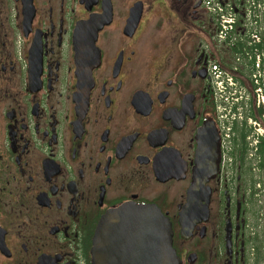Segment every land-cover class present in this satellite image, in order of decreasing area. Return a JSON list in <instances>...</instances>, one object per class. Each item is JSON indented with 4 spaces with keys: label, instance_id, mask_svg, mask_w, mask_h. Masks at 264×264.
<instances>
[{
    "label": "flooded vegetation",
    "instance_id": "flooded-vegetation-1",
    "mask_svg": "<svg viewBox=\"0 0 264 264\" xmlns=\"http://www.w3.org/2000/svg\"><path fill=\"white\" fill-rule=\"evenodd\" d=\"M215 33L202 0H0V264H102L99 227L125 204L169 217L182 264H258ZM192 195L208 216L186 238ZM138 249L102 256L148 264Z\"/></svg>",
    "mask_w": 264,
    "mask_h": 264
},
{
    "label": "built area",
    "instance_id": "built-area-1",
    "mask_svg": "<svg viewBox=\"0 0 264 264\" xmlns=\"http://www.w3.org/2000/svg\"><path fill=\"white\" fill-rule=\"evenodd\" d=\"M205 2L217 16L219 38L224 40L232 37L244 43L243 52L237 56L236 61L239 64L243 63L246 68L252 65L257 105L264 104V51L259 47L264 34V0H205ZM211 72L215 94L219 100V118L224 130L231 134L233 122L244 118V110L249 107L250 94L230 72L220 70L216 66L211 68ZM248 124L252 128L248 135L252 147L250 156L256 157L258 142L264 135V115L263 120L248 117ZM258 159L262 157L258 156ZM258 186L261 187L262 184L259 183Z\"/></svg>",
    "mask_w": 264,
    "mask_h": 264
},
{
    "label": "water",
    "instance_id": "water-1",
    "mask_svg": "<svg viewBox=\"0 0 264 264\" xmlns=\"http://www.w3.org/2000/svg\"><path fill=\"white\" fill-rule=\"evenodd\" d=\"M193 201L192 195L189 197V205L180 213V222L184 226L181 235L186 238L193 235V227L200 218L208 216V208L207 213L192 211ZM111 222L114 224L111 225ZM173 236L170 219L156 205L125 204L103 220L96 236L95 250L102 264L113 262V259L102 256V249L109 255L108 248L113 244L129 247V254L134 252L130 249L137 245L139 263L144 260L148 264H182L173 247Z\"/></svg>",
    "mask_w": 264,
    "mask_h": 264
},
{
    "label": "rangeland",
    "instance_id": "rangeland-1",
    "mask_svg": "<svg viewBox=\"0 0 264 264\" xmlns=\"http://www.w3.org/2000/svg\"><path fill=\"white\" fill-rule=\"evenodd\" d=\"M217 49H218V46H217ZM220 50H226V47H220ZM219 53L221 54V56H223L224 58H227L228 60H229V58H231L230 57V54L228 56V51L225 52V53H222V52H219ZM239 76H240V78H243L244 79L245 85H247V87L250 88V82H249V79H248V74H243V76H241V75H239ZM242 131H243V129H242V122L237 120V126H236L235 131L233 132V135H234V138H235V142L237 144L240 142V134L242 133ZM248 168H249V171H251L250 167H248ZM259 217H260V219H258V221L256 222V225L254 226V229H259L260 230V235L262 236L260 238V240H263L264 239V209L262 210V216L260 214ZM252 222H253V220L251 218L249 220L248 224L251 225ZM261 250L263 251V255H264V244L262 245ZM261 264H263V263H261Z\"/></svg>",
    "mask_w": 264,
    "mask_h": 264
},
{
    "label": "trees",
    "instance_id": "trees-1",
    "mask_svg": "<svg viewBox=\"0 0 264 264\" xmlns=\"http://www.w3.org/2000/svg\"><path fill=\"white\" fill-rule=\"evenodd\" d=\"M259 113H262V110H261V109L259 110ZM262 147L264 148V141H263ZM262 244H263V243H262ZM259 245H261V243H259ZM257 254H262L261 246H258ZM258 260H259V259H258Z\"/></svg>",
    "mask_w": 264,
    "mask_h": 264
},
{
    "label": "bare ground",
    "instance_id": "bare-ground-1",
    "mask_svg": "<svg viewBox=\"0 0 264 264\" xmlns=\"http://www.w3.org/2000/svg\"><path fill=\"white\" fill-rule=\"evenodd\" d=\"M250 251V250H249Z\"/></svg>",
    "mask_w": 264,
    "mask_h": 264
}]
</instances>
